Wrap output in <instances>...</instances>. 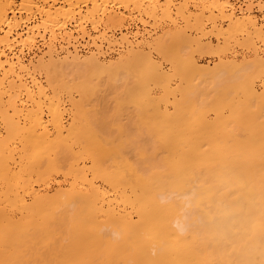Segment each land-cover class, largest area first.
I'll list each match as a JSON object with an SVG mask.
<instances>
[{
    "label": "bare ground",
    "instance_id": "obj_1",
    "mask_svg": "<svg viewBox=\"0 0 264 264\" xmlns=\"http://www.w3.org/2000/svg\"><path fill=\"white\" fill-rule=\"evenodd\" d=\"M142 1L0 0V264H264V28L211 0L204 31L184 0L183 49L123 35L114 58L79 54L70 23L87 38L123 26L114 8L156 17ZM101 33L97 50L122 46ZM209 33L251 58L199 64L191 52L230 48ZM36 38L31 65L15 49Z\"/></svg>",
    "mask_w": 264,
    "mask_h": 264
},
{
    "label": "rangeland",
    "instance_id": "obj_2",
    "mask_svg": "<svg viewBox=\"0 0 264 264\" xmlns=\"http://www.w3.org/2000/svg\"><path fill=\"white\" fill-rule=\"evenodd\" d=\"M172 1H173L172 3H174L176 5L170 7V9H172L170 11V15H171L170 18L167 17V16H163L162 15L161 8L164 6L163 4L165 3V0H154L152 2L154 3V5H156L158 7V8L156 7L157 8V14H158V15H156V17H147L146 15L140 14L141 12L134 11V10L131 11V10H128V9L126 10L123 7L114 8L113 9V11H114L113 13H116V14L120 15L121 17L123 16L125 18L124 19V24H123V26L121 28L104 29V27L102 26V27H98V29H96L97 31H94V30H92L90 24L87 23L86 25L84 24V26H85L84 28H85L86 32L89 34L90 37L88 36L87 38L86 37L83 38V37H81V35H82V33L80 32L81 30L80 31L77 30V29H80V27L77 26V25H76L77 27H75L74 26L75 23L72 22V23H70V25L67 26L68 27L67 31L71 32L73 34V36L78 39L77 41L79 43L76 42L74 44L76 46H78V51H79V54H81V55H86V54H89L91 52L96 53L98 51L99 52L102 51V53L104 54L103 55L101 53L103 58H105V57L107 59L109 57L110 58H114L120 52L124 51L128 47V45L125 44V43L128 44V42H123V43L120 42L121 41V37L123 35L126 36L127 37V41H129L133 45H135V44H142L143 46L146 45L145 46L146 50H148V48L150 49V46L147 48L148 45L145 43V41L146 42L148 41L147 43L151 42V44H153L154 40H156V38H158L160 36H162V38H163V35H168L167 36L168 37V39H167L168 41H166L167 44L169 43L171 48H173V49L177 48V50H178L180 48V46L182 45V42H184V41L182 40L180 42V40H178L179 38H178V35L176 34V32L174 30L175 28L173 27V25H177L180 29H184L185 27H187V25H185L187 23H184L185 20L180 18L179 17L180 15L177 16V14H178L177 13L178 12L177 11V9H178L177 6L180 3H182L184 0H172ZM188 1H191V0H188ZM198 1L197 0H193V2L188 3V9L185 11V13L187 12L186 13L187 15L190 14V13L192 15H196V13L199 14L202 11L201 12L202 15H203L202 18L205 17L204 19H202V21L204 20L202 22V24L204 25V23H205L204 31H209L210 29H212V24L213 23L211 21H207V17H209V14H211L212 8H210V9L208 8L207 9V7H205L204 9H206V10H204L203 6L204 5L207 6L208 4H210L211 0H207V1L205 0L204 1L205 4H203V3L200 4V2H198ZM220 1L221 2H225V0H220ZM227 1L229 3H231L232 6L234 7L237 17H239V18L242 17L243 18V17L248 16V15L251 16V17H255V18L258 19L259 24L262 26V28H264V25H262V24H264V17H262V16H264V12H262L260 10V8H259L260 4L264 5V0H227ZM152 2L149 3V0L148 1H146V0L142 1L144 7L145 6L151 7V6H149V4H152ZM194 2H196L197 4H194ZM16 3L17 4L20 3V0H16ZM160 3L161 4L163 3V4L160 5V8H159V6L157 4H160ZM193 5H194V8H193ZM212 13L214 15H216L217 11L216 10L215 11L212 10ZM227 13H228V11H227ZM139 18H141V19H139ZM172 20H174L176 24H172L173 23ZM190 20H191V22H194L193 16H190ZM37 21L39 22L40 19L39 18L36 19L32 24L33 25L38 24ZM227 24L229 25L228 21L220 20V21L217 22L218 27H220L222 30H226V31L228 29H230L229 27H227L228 26ZM173 31H174V33L171 35L170 33H172ZM195 31H200V30L199 29H197V30L192 29L190 31V29H187L186 33L189 36L191 35L190 38H192V37L194 38V37H197V36L201 35L200 32H196L195 33ZM101 32L105 33L106 36L109 37V39L115 40L114 45H116L117 42H118V45H122L123 47L119 46V47H117L118 49H116L114 51H112L113 49L110 50L111 53H109V55H108L106 50H109L111 48L106 47L107 46L106 43H104V42L101 43V42H99L97 40L96 41V46L100 44V47H101L100 50H97L95 48L91 38L95 37V36H99V34ZM134 32H137L138 34L136 36H134ZM55 33H57V32H55ZM165 33H167V34H165ZM47 34H49V33H47ZM214 34L215 33H209V34H207L206 38H203L204 37L203 36L202 40L204 42H210L211 46L213 48H215L217 46H220V48H222V47L223 48H227V47H224L226 45H228V47H230V48L228 50L224 51V52H226L224 55H223V53L222 54L219 53L220 56H219V54H218V56L216 55L217 53H215L214 49L213 50L212 49H209V50L205 49V50H203L201 52L200 51L196 52V50H195V51L191 52L192 53L191 55H193V57H195V59L198 61L199 64H201V65H207L208 64V65L211 66L214 63H216L220 57L225 58V59H229L233 54H236V56H238L237 58L239 60L241 59V57H246V59L251 58V56H250V54H251L250 52L251 51L250 50L247 51V50L240 49L238 51L237 49H239V48H236L237 51L235 53H233V51L231 49L232 48L231 45L233 44L234 38L232 36H229V39H228V37H227L228 34H224L225 36H223V35L215 36ZM56 36H58V39H60L59 38L60 35L58 33H57ZM219 36H222V37H219ZM239 36H240V34H238V36H236V38H239ZM46 37L48 38L49 36H46ZM47 38L44 39V40H41L40 38H36L35 43L33 45H31V46H23L22 47V45L20 46V44H19V45L16 46L15 50L17 52H19L20 50L22 51L21 56L23 57V59L25 60L26 63H30V64L32 63L31 65H35L37 63L36 61L39 59V57L42 56L47 50V47H44L45 45L47 46V43H48ZM46 40H47V42H45ZM137 41H138V43H136ZM224 42H225V44L223 45ZM185 44H187V43H185ZM216 44H217V46H216ZM221 45H222V47H221ZM184 47H186V45H184ZM193 47H195V46H193ZM261 49H262L261 50L262 54H264V46H262ZM69 50H73V48H70ZM221 52H223V51H221ZM105 53L107 54V56H105L106 55ZM200 53H202V54H200ZM22 54H24V55H22ZM59 54L60 55H64L65 52H62V53H59ZM153 55L156 56L155 53H153ZM166 67H168V64L166 65ZM113 108H111V109L113 110ZM112 110H110V111H112ZM114 111H115V108H114ZM112 112L110 114H112ZM113 113H115V112H113Z\"/></svg>",
    "mask_w": 264,
    "mask_h": 264
}]
</instances>
